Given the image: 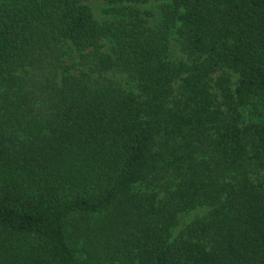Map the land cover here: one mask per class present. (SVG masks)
<instances>
[{"label": "trees", "instance_id": "1", "mask_svg": "<svg viewBox=\"0 0 264 264\" xmlns=\"http://www.w3.org/2000/svg\"><path fill=\"white\" fill-rule=\"evenodd\" d=\"M85 1L0 0V264H264V0Z\"/></svg>", "mask_w": 264, "mask_h": 264}, {"label": "rangeland", "instance_id": "2", "mask_svg": "<svg viewBox=\"0 0 264 264\" xmlns=\"http://www.w3.org/2000/svg\"><path fill=\"white\" fill-rule=\"evenodd\" d=\"M171 2V0H140L138 3L133 4L132 6L135 8L140 9L141 11H148L152 13V17L149 19L150 25H157L159 21L161 20V8L164 5H167ZM84 4L90 9L92 16L95 20H97L100 23H106L111 21L112 17L110 14L107 13V11L111 8L109 4H107L103 0H86ZM145 16V15H144ZM146 17V16H145ZM172 48L173 53H175L176 56H179L181 58L187 59V55L184 54L181 51V45L177 41V36L172 37ZM19 75L24 76L25 73H19ZM232 79L234 82L237 81L238 76L235 74H232ZM118 80V79H117ZM264 108L256 109L255 105L251 104L245 109V115L247 117H253V115L258 114L259 112H263ZM143 190V187L139 186L136 190ZM206 210H202L199 214L203 215L206 214ZM87 222L85 220H75L72 225L69 227V233L70 235H73V238H75L78 249L80 250L79 254H77L80 261H82L85 258L84 253V244L86 241V226ZM74 242V241H73Z\"/></svg>", "mask_w": 264, "mask_h": 264}]
</instances>
